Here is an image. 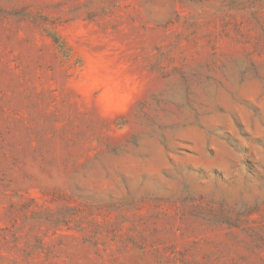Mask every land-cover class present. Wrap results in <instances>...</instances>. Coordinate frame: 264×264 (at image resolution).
<instances>
[{"label":"rangeland","instance_id":"374dc122","mask_svg":"<svg viewBox=\"0 0 264 264\" xmlns=\"http://www.w3.org/2000/svg\"><path fill=\"white\" fill-rule=\"evenodd\" d=\"M0 264H264V0H0Z\"/></svg>","mask_w":264,"mask_h":264}]
</instances>
